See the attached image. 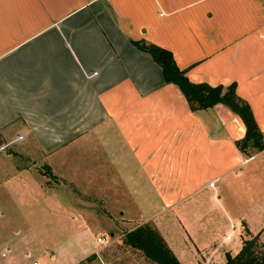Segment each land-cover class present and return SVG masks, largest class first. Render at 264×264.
I'll use <instances>...</instances> for the list:
<instances>
[{
  "label": "crops",
  "instance_id": "1",
  "mask_svg": "<svg viewBox=\"0 0 264 264\" xmlns=\"http://www.w3.org/2000/svg\"><path fill=\"white\" fill-rule=\"evenodd\" d=\"M136 41L192 82H234L264 133V0H0V264L35 251L48 264L46 213L64 235L54 264H155L127 244L104 253L83 185L128 195L129 218L181 264H223L254 235L264 246V147L240 151V117L190 109Z\"/></svg>",
  "mask_w": 264,
  "mask_h": 264
},
{
  "label": "trees",
  "instance_id": "2",
  "mask_svg": "<svg viewBox=\"0 0 264 264\" xmlns=\"http://www.w3.org/2000/svg\"><path fill=\"white\" fill-rule=\"evenodd\" d=\"M135 43L157 63L163 82L177 85L190 109L222 103L240 117L244 124V134L234 141L240 151L247 153V148L258 150L264 147V133L257 128L247 102L235 93L234 82L226 85L192 82L186 77L185 69L176 65L168 49L150 42ZM122 242L137 249L143 257L155 264H181L150 221L138 222L125 230ZM223 264H264V246L255 235L245 238L235 254H225Z\"/></svg>",
  "mask_w": 264,
  "mask_h": 264
},
{
  "label": "rangeland",
  "instance_id": "3",
  "mask_svg": "<svg viewBox=\"0 0 264 264\" xmlns=\"http://www.w3.org/2000/svg\"><path fill=\"white\" fill-rule=\"evenodd\" d=\"M79 189L82 190L83 193V196L80 198L84 200L83 215L85 221L88 224H92V226H94L96 223H98L99 225H107L106 228H101L95 233H93V237L95 236V239L98 236L104 237V243L106 244L104 253H107L109 249L110 252L114 251L115 253L119 254L120 257H124L125 255L130 256V254L126 251V244L122 242L123 233L125 230H127L129 227H132L139 221H133L134 218H129L130 211L134 209L132 207L133 203L131 202L129 196L121 192L119 194V201H102L101 198L100 200H97L96 196H91L90 193H92V190L95 189L94 186L83 185L82 187H79ZM254 189L256 190V192L254 193L255 196L259 192H264V186L262 185L254 187ZM71 202H73L77 208L79 207L75 203V201ZM71 202L67 201L66 203H70V205H72L73 203L71 204ZM78 204H81L80 201ZM121 210H123V212H120ZM132 214H134V211ZM44 216L45 223H43V225L47 228L48 233H46V236L43 235V239L48 245L46 246L51 248V250L53 249L54 252L51 253L50 250H44V257H41V259H39V262L42 263L46 260L48 261V264H54V260L56 259V257H58V254H60V258H63V262L65 260L64 256H66V251H64V254L60 253V251L58 250V245L62 243L61 240H63L64 235L62 232H59V230L56 228L57 222L56 220H54L55 217L51 213H46L44 214ZM260 237L264 242V234ZM135 252H137V254L140 253V251L136 250ZM39 255V251L31 252L30 256L28 254L27 257L25 256L22 259L21 264H31L32 259L39 258Z\"/></svg>",
  "mask_w": 264,
  "mask_h": 264
},
{
  "label": "built area",
  "instance_id": "4",
  "mask_svg": "<svg viewBox=\"0 0 264 264\" xmlns=\"http://www.w3.org/2000/svg\"><path fill=\"white\" fill-rule=\"evenodd\" d=\"M3 147V145H0V148H2ZM210 184H212L211 182H210ZM96 240L98 241V242H102V243H104V237H100V236H98V237H96ZM0 255H4V252H1L0 253ZM31 264H39L36 260H33L32 262H31Z\"/></svg>",
  "mask_w": 264,
  "mask_h": 264
}]
</instances>
